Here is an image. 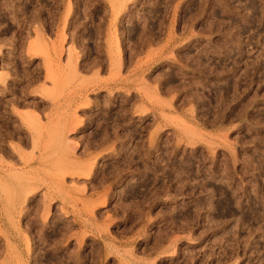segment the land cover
Masks as SVG:
<instances>
[{"label":"rangeland","instance_id":"rangeland-1","mask_svg":"<svg viewBox=\"0 0 264 264\" xmlns=\"http://www.w3.org/2000/svg\"><path fill=\"white\" fill-rule=\"evenodd\" d=\"M0 69V264H264V0H0Z\"/></svg>","mask_w":264,"mask_h":264},{"label":"bare ground","instance_id":"bare-ground-1","mask_svg":"<svg viewBox=\"0 0 264 264\" xmlns=\"http://www.w3.org/2000/svg\"><path fill=\"white\" fill-rule=\"evenodd\" d=\"M120 1H121V0H120ZM122 1H124V0H122ZM123 4H124V3L122 2V4H121L120 6H122ZM119 13H120V12H119ZM64 39H66V38H65V35L63 34V35H62V42L64 41ZM34 43H35L34 46H33V44H32V47H33V48L35 47L36 43H37V44H38V43L40 44V41H39V42H34ZM43 46L47 47V49H48V51H49V55H48V57L50 56V58H49L48 60H46L47 62H51V60L54 59V58L52 57V51H53V50H54V53H55L56 55H58V56H60V55L63 53V49L61 48V50H59L58 47H57L56 45H54L53 48H50V46H47V44H43ZM52 49H53V50H52ZM52 58H53V59H52ZM118 59H119V58H118ZM49 60H50V61H49ZM69 60H70V59H69ZM59 61H60V60H59ZM119 61L121 62V60H119ZM53 62H56L55 59H54ZM115 63H116V62H115ZM47 64H49V65H47V67H46L45 70H47V72H48L49 69H50L49 66H51V64H50V63H47ZM52 64H53V63H52ZM53 65H54V64H53ZM118 65H119V64H118ZM70 72H71V71H70ZM29 75H30V74H29ZM41 78H42V72H39V71H38V73L35 75L34 79H35V80H38V79H39V81H40ZM7 80H8V76L5 75L4 72H2V70L0 69V84L2 83L3 85H4V84L6 85ZM36 82H37V81H36ZM31 83H32V82H31ZM34 83H35V82H34ZM34 83H33V84H34ZM42 93H43V92H42ZM24 96H25V95H24ZM40 96H42V95H40ZM17 97H18V96H17ZM23 102H24V101H23ZM27 102H28V101H27ZM46 102H47L46 99H41V101H39V102H34L33 105H34L36 108H41V107H42V104H44V103H46ZM87 102H89V101H86V103H85V104L83 103V104H84L85 107L88 108V107L90 106L91 103H87ZM26 106H27V105H26ZM84 106H82V107H84ZM44 109H45V107H44ZM38 110H39V109H38ZM45 110H46V109H45ZM45 110H44V111H45ZM5 111H6V110H5ZM18 112H19V111H18ZM32 113H33V112H32ZM24 114H25V112H24ZM34 114H35V113H34ZM29 115H30V116H29ZM29 117H31V113L28 114V118H29ZM35 117H36V119L38 118L37 115H36ZM39 117H40V116H39ZM26 118H27V117H26ZM33 118H34V117H33ZM34 119H35V118H34ZM38 119L40 120V118H38ZM72 119H73V118H72ZM72 119H71V120H72ZM26 120H27V119H26ZM29 120H30L31 122L33 121L32 118L28 119V121H29ZM74 120H75V119H74ZM28 121H27V122H28ZM37 121H38V120H37ZM40 121H41V120H40ZM27 122L24 121V123H27ZM31 122H29L30 125H32V123H33V122H32V123H31ZM72 122H73V121H72ZM0 123H1V122H0ZM29 123H27V124H29ZM38 123H39V122H38ZM75 123H76V122H75ZM30 125H29V126H30ZM77 125H78V124H77ZM79 125H81V124L79 123ZM40 127H41V126H40ZM71 127H72V126H71ZM76 127H77V126H76ZM80 127H81V126H80ZM21 128H22V127H21ZM28 128H29V127H28ZM30 128H31V126H30ZM36 128H37V127H36ZM73 128H74V127H73ZM19 130H20V129H19ZM40 130H41V129H40ZM43 130H44V129H43ZM66 130H67V129H66ZM75 130H76V129H75ZM36 131H37V130H36ZM38 131H39V130H38ZM38 131H37V132H38ZM69 131H70V129L68 130V132H69ZM37 132H36V133H37ZM39 132H40V131H39ZM48 133H50V132H48ZM33 134H34V133H33ZM39 134H40V133H39ZM40 135H41V134H40ZM53 135H54V134H53ZM126 136H127V135H126ZM129 136H130V135H129ZM32 137H33V136H32ZM52 137H53V136H52ZM33 138H34V137H33ZM33 138H32V139H33ZM29 140H30V139H29ZM34 140H35V141H36V140L38 141V138H37V139L34 138L33 141H34ZM62 140H63V139H62ZM108 142H109V139H108ZM108 142H107V143H108ZM122 142H123V141H122ZM34 143H35V145H36L37 142H34ZM60 144H61V143H60ZM89 144H90V143H89ZM105 144H106V143H105ZM108 144H109V143H108ZM33 145H34V144H33ZM35 145H34V147H35ZM37 145H38V144H37ZM100 146H101V145H100ZM32 147H33V146H32ZM39 147H40V146H39ZM69 147H70V146H69ZM66 148H67V147H66ZM13 149H14V148H13ZM41 149H42V148H41ZM47 149H48V148H47ZM22 150H23V149H22ZM44 150H45V148H44ZM64 150H65V149H64ZM67 150H68V149H67ZM85 150H86V149H85ZM85 150H84V151H85ZM17 151H18V150H17ZM65 152H66V150H65ZM65 152H64V153H65ZM66 153H67V152H66ZM85 153H87V152H85ZM11 156H12V155H11ZM69 160H70V159H69ZM69 160H68V161H69ZM71 160H72V159H71ZM74 160H75V159H74ZM36 161H37V160H36ZM64 161H65V160H64ZM72 161H73V160H72ZM75 161H76V160H75ZM75 161H74V162H75ZM135 161H136V160H135ZM66 162H67V161H66ZM74 162H73V163H74ZM76 162H77V161H76ZM76 162H75V163H76ZM79 162H80V161H79ZM42 163H43V162H42ZM71 163H72V162H71ZM84 163H85V162H84ZM79 164H80V163H79ZM86 164H87V163H86ZM86 164H85V166H86ZM72 165H74V164H72ZM77 165H78V163H77L76 165H74V166L77 167ZM83 165H84V164H83ZM83 165H82V166H83ZM89 165H90V164H89ZM91 165H92V164H91ZM76 167H74V168L71 170V171L74 172L73 174H77V173L79 172V171H78V172L76 173L77 169L79 168V167H78V168L76 169ZM90 167H92V166H90ZM90 167H89V168H90ZM82 168H83V167H82ZM59 169H61V168H59ZM63 170H64V169H63ZM67 171H68V170H67ZM69 171H70V170H69ZM85 171H86V170H85ZM56 173H57V172H56ZM66 173H67V172H66ZM84 173H85V172H84ZM51 174H52V173H51ZM59 174H60V173H59ZM77 175H79V177H80V176H81V177L83 176L82 174H77ZM86 175H87V176H86ZM86 175H84V176H86V177H88V178H91L93 174H92L91 172H88ZM170 175H171V174H170ZM42 176H43V175H42ZM43 177H44V176H43ZM45 177H46V176H45ZM55 177H57V176H55ZM46 178H47V177H46ZM46 178H43V179H46ZM36 180H37V179H36ZM38 180H39V179H38ZM40 180H41V179H40ZM36 182H37V181H36ZM137 183H138V182H137ZM36 185H37V184H36ZM38 185H39V186H38ZM38 185H37V186H38V189H39V187H40L41 185H40V184H38ZM136 186H137V185H136ZM134 189H135V188H134ZM26 190H27V189H26ZM33 191H38V190L35 188ZM31 192H32V190H31ZM27 194H28V193H27ZM29 196H30V195H29ZM53 197H54V196H53ZM53 197H52V199L54 200L55 197H54V198H53ZM53 200H52V201H53ZM107 203H108V199L105 198L102 202H100L99 204H97V205L94 206V207H98V205L105 206ZM15 209H16V208H15ZM21 209H22V208H21ZM21 209H19V211L17 210L18 213H21V211H23V210H21ZM17 211H15V212L17 213ZM64 211H65V210H64Z\"/></svg>","mask_w":264,"mask_h":264}]
</instances>
